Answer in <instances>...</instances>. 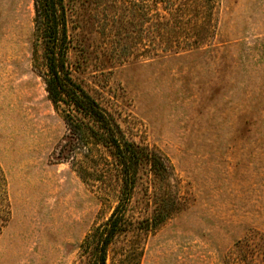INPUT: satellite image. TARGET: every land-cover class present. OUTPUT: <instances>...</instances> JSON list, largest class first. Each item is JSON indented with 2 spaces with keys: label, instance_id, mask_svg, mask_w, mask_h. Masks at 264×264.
Returning <instances> with one entry per match:
<instances>
[{
  "label": "rangeland",
  "instance_id": "374dc122",
  "mask_svg": "<svg viewBox=\"0 0 264 264\" xmlns=\"http://www.w3.org/2000/svg\"><path fill=\"white\" fill-rule=\"evenodd\" d=\"M33 18V0H0V164L11 209L0 264H86L80 245L116 194L102 197L58 157L68 132L35 69ZM213 19L207 45L149 57V23L139 43L129 1H69L75 76L131 139L169 158L183 206L147 235L115 240L108 264H264V0H218ZM144 193L140 185L136 217L152 211Z\"/></svg>",
  "mask_w": 264,
  "mask_h": 264
},
{
  "label": "trees",
  "instance_id": "16d2710c",
  "mask_svg": "<svg viewBox=\"0 0 264 264\" xmlns=\"http://www.w3.org/2000/svg\"><path fill=\"white\" fill-rule=\"evenodd\" d=\"M69 1L33 0L35 69L67 127L58 151L60 161L69 162L83 182L102 197L116 194L110 217L96 225L80 245L86 264H108L109 248L115 240L135 230L147 235L183 206L172 186L175 172L169 158L131 139L116 115L75 76L77 69L69 55ZM119 1H129L138 17L139 43L143 42L142 25L149 23L143 38L148 42L143 51L149 57L197 49L216 37L213 12L218 0ZM107 2L114 9L118 5V0ZM140 185L145 187V204L152 211L136 217L133 202ZM10 215L7 178L0 164V232Z\"/></svg>",
  "mask_w": 264,
  "mask_h": 264
}]
</instances>
